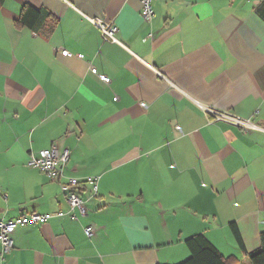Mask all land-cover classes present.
Returning <instances> with one entry per match:
<instances>
[{
	"label": "crops",
	"instance_id": "1",
	"mask_svg": "<svg viewBox=\"0 0 264 264\" xmlns=\"http://www.w3.org/2000/svg\"><path fill=\"white\" fill-rule=\"evenodd\" d=\"M24 6L47 13L43 24H17ZM151 8L147 22L140 0H4L0 221L50 216L18 225L0 264H178L195 234L246 264L231 223L247 252L259 247L264 0ZM90 19L116 24L120 43ZM205 108L256 128L214 120ZM52 144L69 151L62 179L81 181L87 215L77 220L58 181L27 165L30 152Z\"/></svg>",
	"mask_w": 264,
	"mask_h": 264
},
{
	"label": "built area",
	"instance_id": "2",
	"mask_svg": "<svg viewBox=\"0 0 264 264\" xmlns=\"http://www.w3.org/2000/svg\"><path fill=\"white\" fill-rule=\"evenodd\" d=\"M153 0H140L141 3V17L144 21H150L153 11L151 8V2ZM91 23L94 24L101 32L102 37L106 41L120 43L117 39L116 33L118 26L111 21L102 19H90ZM63 54H69L66 50ZM56 54V52H54ZM92 72H95V68H91ZM100 78L109 82V78L104 75H100ZM205 111L212 116L214 120H224L229 123L240 126L244 129L256 128L249 119H242L234 116L226 111L214 110L212 108H205ZM69 159V151L66 148L60 149L57 145L52 144L48 148L39 150L36 153L30 152L27 165L40 169L43 171L48 178L51 180H57L60 191L63 193L66 202L68 204L70 217L77 220L79 216L87 215L86 200L81 196V181L74 177L63 178V169ZM93 181V178H88ZM96 191L95 184L92 186L93 194ZM60 214V213H58ZM47 213L31 212L29 214H22L17 218L0 221V257L10 252L13 248L11 233L15 230L18 225L26 223H40L44 222L49 218ZM94 227H84L85 235L91 238L94 235Z\"/></svg>",
	"mask_w": 264,
	"mask_h": 264
},
{
	"label": "trees",
	"instance_id": "3",
	"mask_svg": "<svg viewBox=\"0 0 264 264\" xmlns=\"http://www.w3.org/2000/svg\"><path fill=\"white\" fill-rule=\"evenodd\" d=\"M3 2L4 0H0V7ZM47 16L48 14L41 10L24 6L20 12L17 24L29 25L31 27L35 24L42 25ZM230 227L238 249L246 255V264H264V232L260 234L259 247L247 252L236 225L231 223ZM184 242L190 251V256L178 264H245L235 256L222 255L203 234H195L187 238Z\"/></svg>",
	"mask_w": 264,
	"mask_h": 264
}]
</instances>
